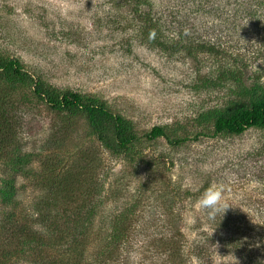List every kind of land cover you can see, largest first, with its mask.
<instances>
[{"label": "rangeland", "instance_id": "1", "mask_svg": "<svg viewBox=\"0 0 264 264\" xmlns=\"http://www.w3.org/2000/svg\"><path fill=\"white\" fill-rule=\"evenodd\" d=\"M129 1L0 0V54L19 58L27 71L59 90L101 99L114 113L131 120L140 135L161 126L172 139L198 131L210 133L211 123L200 125L199 116L234 99L238 85L217 78L222 70L237 68L246 87L257 76L264 85V20L247 15L231 22L219 19L211 31L197 24L202 18L195 19L196 30L189 38L196 39L194 43L220 45L217 55L161 49L149 44L140 34V21L126 14ZM161 1L154 0L152 15L162 17L168 27L173 17L166 15ZM175 31L163 30L158 38H183ZM206 79L210 84L204 88ZM7 101L15 147L19 155H27L25 167L31 169L25 176H15L19 210L44 208L43 196L51 190L39 181L42 173L53 171L54 176L68 165L88 160L81 191L93 183L94 191L100 190L102 180L113 186L107 195V187L100 191L97 199L102 203L93 205L94 210L112 217L129 206L124 201L138 200L135 229L120 244L113 264H148L152 247L148 249L145 241L155 246L173 230L182 232L188 241H201L193 247L196 255L186 257L187 264L219 262L223 256L242 261V249L251 246L250 236L242 240L232 222L239 225L241 217L251 225L255 219L248 213L254 214L258 209L254 202L264 197V132L250 129L238 136L202 137L178 147L163 138L143 140L130 149L136 157L123 162L95 143L85 118L50 110L35 101L30 88L11 93ZM11 167L0 160V187ZM210 184L224 186L223 203L229 207L215 221L208 220L205 210L197 206L201 192ZM178 187L193 193V201L189 196L180 206L182 222L167 225L158 209L174 202L171 195ZM102 213L94 219L96 228ZM154 215L155 222L151 220Z\"/></svg>", "mask_w": 264, "mask_h": 264}, {"label": "trees", "instance_id": "2", "mask_svg": "<svg viewBox=\"0 0 264 264\" xmlns=\"http://www.w3.org/2000/svg\"><path fill=\"white\" fill-rule=\"evenodd\" d=\"M174 1L178 2L175 6L171 5ZM162 4L166 15L173 17L168 27L162 17H153L154 0H131L126 3V14L140 21L138 27L141 36L149 39L150 34L155 33L154 38L149 39V44L161 49H194L217 55L215 50L220 45L217 47L215 43H194L193 40L196 39L189 38L190 33L196 30L195 19L202 18L197 24H201L202 29L211 31L216 30L215 23L219 19L226 21L228 18L231 22L240 15H247L264 20V0H162L160 6ZM246 21L250 22L252 19L246 18ZM169 28H175L176 36L182 35L183 38L161 41L158 33ZM237 71V68L225 69L217 77L238 83L235 98L199 116L200 125L211 123L210 133L198 131L194 135L172 139L161 126H154L148 133L140 135L131 120L118 112L114 113L101 99L70 90H59L42 77L27 71L19 58L0 54V160L7 163V166L12 165L0 187V264H113V260L116 261V256L119 255L120 244L130 236L135 229V219H138V213L134 210L138 203L135 198L124 201L129 206L116 211L112 217L109 214L106 216L102 210H94L93 205L102 203L97 199L100 191L107 187V195L113 186L102 180L100 190L94 191L97 186L93 183L92 186L85 185V190L81 191L85 184L84 171L89 165L88 160L68 165L67 169H62L54 176L53 171L42 173L39 181L43 183V187L49 185L51 190V193L43 196L44 208L37 207V210L28 212L19 210L15 203V176L19 173L25 176L31 169L26 170L25 167L27 155H19V149L15 147L14 122L7 112L11 108L7 107L11 93L28 87L35 101L46 105L50 110L69 118H85L95 143L110 157L125 162V158L136 157L130 149L143 140L163 138L168 145L178 147L202 137L238 136L250 129L264 132V85L259 84L260 76H257L258 79L252 80L246 87V82L240 79ZM209 84L208 79L203 81L204 88ZM171 196L174 202L164 203L158 209L159 217L164 215L167 225L182 222L183 209L180 206L189 200V196L190 201H193V193L181 191L179 187ZM176 202L179 207L173 206ZM254 203L258 205V209L254 214L248 213L255 219L251 225L246 221L244 224L241 217L238 218L243 222L238 223L239 225L232 222L233 230H237V236L242 240L250 236L251 246L242 249V261L223 256L218 258L219 262L212 259L208 264H264V197ZM54 207L57 208L55 212L49 211ZM99 213L103 217L97 222L96 228L93 222ZM249 215L240 216L248 219ZM156 217L154 215L151 220L155 222ZM218 220L223 222L220 218ZM229 223L231 222H228V226H231ZM161 238L155 246L150 243L153 241H145L148 249L152 247L147 255L148 264H187L186 257L196 255L193 247L201 242L195 239L188 241L178 230ZM125 264L131 263L126 261Z\"/></svg>", "mask_w": 264, "mask_h": 264}, {"label": "clouds", "instance_id": "3", "mask_svg": "<svg viewBox=\"0 0 264 264\" xmlns=\"http://www.w3.org/2000/svg\"><path fill=\"white\" fill-rule=\"evenodd\" d=\"M154 36L155 33H151L149 39L154 38ZM224 191L225 188L222 184H210L200 194L197 200V206L205 210L208 220L215 221L217 216L221 215L222 212L225 215L229 209L223 203Z\"/></svg>", "mask_w": 264, "mask_h": 264}]
</instances>
